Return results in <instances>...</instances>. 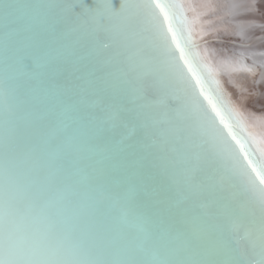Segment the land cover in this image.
Segmentation results:
<instances>
[{"label":"bare ground","instance_id":"obj_1","mask_svg":"<svg viewBox=\"0 0 264 264\" xmlns=\"http://www.w3.org/2000/svg\"><path fill=\"white\" fill-rule=\"evenodd\" d=\"M157 2L0 0L6 255L50 221L106 264H230L234 226L258 220L264 0ZM122 5L105 21L114 42L77 17ZM155 155L166 173L150 197L130 161Z\"/></svg>","mask_w":264,"mask_h":264},{"label":"snow or ice","instance_id":"obj_2","mask_svg":"<svg viewBox=\"0 0 264 264\" xmlns=\"http://www.w3.org/2000/svg\"><path fill=\"white\" fill-rule=\"evenodd\" d=\"M149 2L155 3L156 7H160L161 11H164V7H161L157 0H149ZM165 7L171 6L166 5ZM8 9L9 15H13L12 6H8ZM124 11L125 8L123 5L119 12L105 8H85L77 14V17H84L86 20L91 18L96 25L95 31L105 40L114 42L117 37L113 34L111 29L105 27V21L120 16ZM129 13L131 15V10H129ZM165 19H168L167 14L165 15ZM18 23L21 24L24 31L31 29L30 22L26 21L24 18H18ZM53 27H56L55 23H53ZM169 31H172L171 27H169ZM175 39L176 33H173V40ZM190 39V36L186 38V40ZM110 46L111 43L103 44L104 48H109ZM181 58H183V52ZM189 71H192V69L189 68ZM197 83H200V81H197ZM141 90L145 92L148 91L146 88L138 89L137 91L139 92ZM201 92H203V88ZM205 99L209 100L213 111L216 112V115L219 116L221 122H223L224 117L221 112L217 110L216 104L207 96ZM217 101L221 104L223 103L219 94L217 95ZM228 112L231 113L232 110L228 109ZM123 126L122 123L121 127ZM152 135H157V133L153 132ZM164 159L162 155H155L151 159L140 157L130 161L132 166L138 169L139 179L144 186L145 195L147 196L151 197L157 195L156 190L152 186L157 184L166 173V168L163 163ZM260 168V187L258 189L260 205L259 218L257 220L253 214L251 220L247 222L242 221L240 224L234 226L233 235L236 239L237 249L236 255L230 261V264H264V163L260 165ZM253 171L255 172L256 169L253 168ZM253 183H255V181H253ZM253 231L256 233V238L254 240L251 239ZM185 234L187 235V233ZM257 246L259 247L258 259L251 255V250ZM82 253L83 248L81 245L70 242L66 236L57 232L54 224L49 221L47 229L43 232L34 234L24 248L9 252L6 255L3 248L0 247V264H106V262L98 259L83 258ZM125 264H136V262L127 261ZM157 264H168V262L159 261Z\"/></svg>","mask_w":264,"mask_h":264}]
</instances>
